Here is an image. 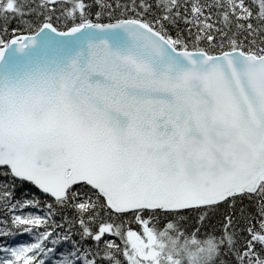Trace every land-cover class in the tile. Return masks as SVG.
Returning <instances> with one entry per match:
<instances>
[{
  "label": "snow or ice",
  "instance_id": "snow-or-ice-1",
  "mask_svg": "<svg viewBox=\"0 0 264 264\" xmlns=\"http://www.w3.org/2000/svg\"><path fill=\"white\" fill-rule=\"evenodd\" d=\"M0 264H264V0H0Z\"/></svg>",
  "mask_w": 264,
  "mask_h": 264
}]
</instances>
